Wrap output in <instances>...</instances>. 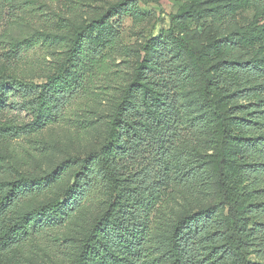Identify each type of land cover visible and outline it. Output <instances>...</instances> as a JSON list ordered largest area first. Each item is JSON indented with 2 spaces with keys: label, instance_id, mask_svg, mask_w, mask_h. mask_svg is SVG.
Listing matches in <instances>:
<instances>
[{
  "label": "trees",
  "instance_id": "1",
  "mask_svg": "<svg viewBox=\"0 0 264 264\" xmlns=\"http://www.w3.org/2000/svg\"><path fill=\"white\" fill-rule=\"evenodd\" d=\"M246 1L257 6L254 19L219 36L177 30L210 12L201 0L171 14L165 33L134 50L131 76L121 78L95 147L29 172L2 162L0 152V264L33 230L63 223L94 200L60 264H264V0ZM3 2L14 22L22 19L20 7ZM112 10L134 21L144 13L136 0H120L83 23L59 16L43 37L59 50L42 82L8 65L30 40L10 42L7 72H0L2 147L55 123L94 73H112V53H131L119 44ZM230 11L226 4L216 14ZM16 96L30 115L25 123L2 114ZM56 183L58 192L18 211ZM179 199L180 211L164 215Z\"/></svg>",
  "mask_w": 264,
  "mask_h": 264
},
{
  "label": "rangeland",
  "instance_id": "2",
  "mask_svg": "<svg viewBox=\"0 0 264 264\" xmlns=\"http://www.w3.org/2000/svg\"><path fill=\"white\" fill-rule=\"evenodd\" d=\"M24 1L11 0L15 8L20 7V18H22L14 22L10 5L0 0V72H7L5 62L7 58H11L9 57L12 48L10 42L25 37V40L30 41L21 43L19 59L12 58L8 61V65L14 72L29 76L28 80L42 82L47 70L50 69L56 51L59 50L58 47L44 42L43 37L46 31L59 23V16H66L83 23L95 14L106 13L120 0H33L31 3L25 2L26 9L23 8ZM201 1V7H205V10L210 12L189 19L185 25L177 27L178 31L179 28L182 29L180 32L188 30V33H195L198 38L204 35L213 37L226 34L237 26L250 23L257 8L246 0H241L237 7H234V0ZM189 2L190 0H136L138 10L144 12L143 17L138 21L132 20L128 14L112 10L114 13L110 22L117 29L119 44L130 48L131 53L127 57H119L117 52L112 53L116 55L110 65L112 73L109 71L94 73L91 81L84 84L72 97L55 123L44 127L38 133L23 135L12 140L6 148L0 145V152L3 154L1 161H11L21 168L18 170L26 172L42 171L49 169L67 155L82 154L95 147L104 134L113 101L119 95L117 88L121 78L131 76L136 61L135 51L152 34L157 35L162 31L165 33L170 26V15L178 12ZM226 4L231 11L216 14V10ZM262 22H264V13L259 19V23ZM18 98L16 96L9 99L7 109L2 114L14 116L20 123H25L30 120V115L17 105ZM11 102L16 103L10 104ZM67 178L69 177L66 175L62 184ZM61 188L62 186L56 183L46 192L24 199L18 211L51 197ZM215 198L216 196L212 197ZM180 201L181 199L170 200V203L164 207V215L177 214L182 208ZM96 207L95 200L85 201L80 210L63 223L53 227L46 224L42 228L33 230L23 243L2 256L1 263L60 264L66 259L68 251L74 247Z\"/></svg>",
  "mask_w": 264,
  "mask_h": 264
}]
</instances>
